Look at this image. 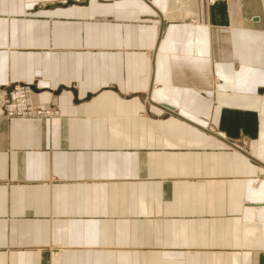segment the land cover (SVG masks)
<instances>
[{
    "label": "crops",
    "instance_id": "obj_1",
    "mask_svg": "<svg viewBox=\"0 0 264 264\" xmlns=\"http://www.w3.org/2000/svg\"><path fill=\"white\" fill-rule=\"evenodd\" d=\"M15 85L0 264H264V0H0Z\"/></svg>",
    "mask_w": 264,
    "mask_h": 264
},
{
    "label": "built area",
    "instance_id": "obj_2",
    "mask_svg": "<svg viewBox=\"0 0 264 264\" xmlns=\"http://www.w3.org/2000/svg\"><path fill=\"white\" fill-rule=\"evenodd\" d=\"M0 115L5 119H32L48 117L50 111L34 103L28 85H15L0 92Z\"/></svg>",
    "mask_w": 264,
    "mask_h": 264
},
{
    "label": "rangeland",
    "instance_id": "obj_3",
    "mask_svg": "<svg viewBox=\"0 0 264 264\" xmlns=\"http://www.w3.org/2000/svg\"><path fill=\"white\" fill-rule=\"evenodd\" d=\"M35 103V102H34ZM39 106V105H38Z\"/></svg>",
    "mask_w": 264,
    "mask_h": 264
}]
</instances>
